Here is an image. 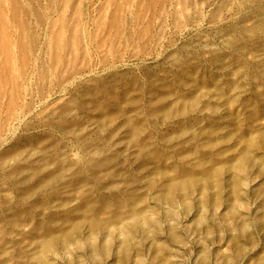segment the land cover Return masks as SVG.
Returning a JSON list of instances; mask_svg holds the SVG:
<instances>
[{
    "label": "rangeland",
    "instance_id": "374dc122",
    "mask_svg": "<svg viewBox=\"0 0 264 264\" xmlns=\"http://www.w3.org/2000/svg\"><path fill=\"white\" fill-rule=\"evenodd\" d=\"M0 264H264V0H0Z\"/></svg>",
    "mask_w": 264,
    "mask_h": 264
},
{
    "label": "bare ground",
    "instance_id": "6f19581e",
    "mask_svg": "<svg viewBox=\"0 0 264 264\" xmlns=\"http://www.w3.org/2000/svg\"><path fill=\"white\" fill-rule=\"evenodd\" d=\"M189 183H190V181H189Z\"/></svg>",
    "mask_w": 264,
    "mask_h": 264
}]
</instances>
